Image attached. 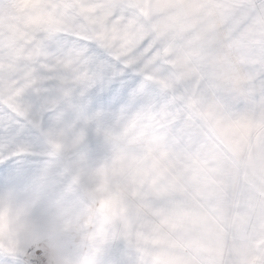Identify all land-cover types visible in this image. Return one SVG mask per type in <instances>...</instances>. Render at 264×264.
Wrapping results in <instances>:
<instances>
[{
  "label": "snow or ice",
  "instance_id": "snow-or-ice-1",
  "mask_svg": "<svg viewBox=\"0 0 264 264\" xmlns=\"http://www.w3.org/2000/svg\"><path fill=\"white\" fill-rule=\"evenodd\" d=\"M194 105L264 113V0H0V264H176ZM211 264H264V205Z\"/></svg>",
  "mask_w": 264,
  "mask_h": 264
},
{
  "label": "crops",
  "instance_id": "crops-1",
  "mask_svg": "<svg viewBox=\"0 0 264 264\" xmlns=\"http://www.w3.org/2000/svg\"><path fill=\"white\" fill-rule=\"evenodd\" d=\"M167 231L157 241L176 264H211L246 210L264 205V113L256 122L194 105L185 147L173 163Z\"/></svg>",
  "mask_w": 264,
  "mask_h": 264
}]
</instances>
